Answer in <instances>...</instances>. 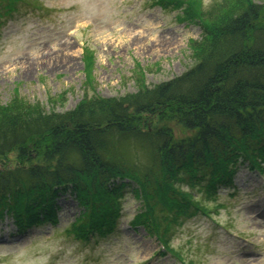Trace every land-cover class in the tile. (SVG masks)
<instances>
[{
	"label": "trees",
	"instance_id": "1",
	"mask_svg": "<svg viewBox=\"0 0 264 264\" xmlns=\"http://www.w3.org/2000/svg\"><path fill=\"white\" fill-rule=\"evenodd\" d=\"M18 1L0 7L9 12ZM225 1L203 11L201 0H155L183 9L202 30L179 75L151 86L139 76L134 92L86 93L63 112L19 97L0 105V219L10 217L18 232L54 225L56 197L68 192L79 210L65 232L86 242L112 231L131 192L140 201L131 224L180 259L169 245L172 226L205 206L179 184L213 193L245 159L264 162V7L235 0L234 12L217 14ZM85 58L92 84V55Z\"/></svg>",
	"mask_w": 264,
	"mask_h": 264
},
{
	"label": "rangeland",
	"instance_id": "2",
	"mask_svg": "<svg viewBox=\"0 0 264 264\" xmlns=\"http://www.w3.org/2000/svg\"><path fill=\"white\" fill-rule=\"evenodd\" d=\"M214 1L201 0L200 8L206 11ZM253 1L264 7V0ZM155 3L19 0L9 12L1 6L0 105L19 97L63 112L86 93L118 97L136 91L139 76L151 86L181 74L196 54L189 42L200 40L202 30L183 9ZM235 3L226 0L216 13L234 12ZM87 54L92 84H86ZM15 155L8 154L10 164ZM179 185L206 208L172 226L169 245L180 259L159 252L156 237L131 224L140 208L131 192L124 193L111 232L87 242L74 239L65 229L79 206L66 192L56 197L54 225L20 233L10 217L0 219V264H264V165L257 170L240 164L215 197L199 185Z\"/></svg>",
	"mask_w": 264,
	"mask_h": 264
}]
</instances>
